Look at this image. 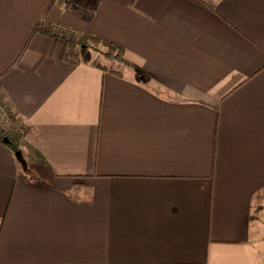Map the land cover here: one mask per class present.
I'll list each match as a JSON object with an SVG mask.
<instances>
[{"label": "crops", "instance_id": "obj_1", "mask_svg": "<svg viewBox=\"0 0 264 264\" xmlns=\"http://www.w3.org/2000/svg\"><path fill=\"white\" fill-rule=\"evenodd\" d=\"M206 1L0 0V264H264V0Z\"/></svg>", "mask_w": 264, "mask_h": 264}, {"label": "trees", "instance_id": "obj_2", "mask_svg": "<svg viewBox=\"0 0 264 264\" xmlns=\"http://www.w3.org/2000/svg\"><path fill=\"white\" fill-rule=\"evenodd\" d=\"M203 1L209 3L206 0ZM32 33L64 38L69 46L67 57L77 58L78 51L76 50L91 49L110 60L128 63L124 58L123 48L115 42L91 33H76L59 26H53L44 17L35 23ZM1 105L3 106L0 99ZM3 109L7 118L5 124L0 123V143L13 152H17L23 138L24 122L19 116L13 115L10 109L4 106Z\"/></svg>", "mask_w": 264, "mask_h": 264}, {"label": "built area", "instance_id": "obj_3", "mask_svg": "<svg viewBox=\"0 0 264 264\" xmlns=\"http://www.w3.org/2000/svg\"><path fill=\"white\" fill-rule=\"evenodd\" d=\"M1 107V106H0ZM0 116H1V118L4 120V121H6V113H5V111H4V109L1 107L0 108Z\"/></svg>", "mask_w": 264, "mask_h": 264}, {"label": "rangeland", "instance_id": "obj_4", "mask_svg": "<svg viewBox=\"0 0 264 264\" xmlns=\"http://www.w3.org/2000/svg\"><path fill=\"white\" fill-rule=\"evenodd\" d=\"M76 51H79V49H78V50H76ZM1 107L3 108V106H2V105H1ZM1 107H0V108H1ZM0 113H1V112H0ZM0 123H4V124L6 123V121H4V120L1 118V116H0Z\"/></svg>", "mask_w": 264, "mask_h": 264}]
</instances>
